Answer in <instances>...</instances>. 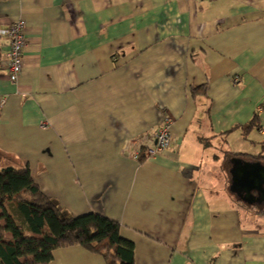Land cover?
Segmentation results:
<instances>
[{"label": "crops", "instance_id": "crops-1", "mask_svg": "<svg viewBox=\"0 0 264 264\" xmlns=\"http://www.w3.org/2000/svg\"><path fill=\"white\" fill-rule=\"evenodd\" d=\"M17 20L16 83L0 36V169L29 167L69 216L116 221L135 264H264V205L230 175L263 153L264 0H0V33ZM166 119L171 148L131 158ZM50 264L107 263L71 246Z\"/></svg>", "mask_w": 264, "mask_h": 264}, {"label": "trees", "instance_id": "trees-1", "mask_svg": "<svg viewBox=\"0 0 264 264\" xmlns=\"http://www.w3.org/2000/svg\"><path fill=\"white\" fill-rule=\"evenodd\" d=\"M258 120L255 116L245 131ZM235 156L264 164V152ZM259 212L264 214V207ZM71 246L100 255L107 264H135V245L122 237L116 221L99 213L69 216L41 191L29 167L0 169V264H50L57 249Z\"/></svg>", "mask_w": 264, "mask_h": 264}, {"label": "built area", "instance_id": "built-area-1", "mask_svg": "<svg viewBox=\"0 0 264 264\" xmlns=\"http://www.w3.org/2000/svg\"><path fill=\"white\" fill-rule=\"evenodd\" d=\"M27 24L24 20H17L9 28L0 33L9 41L8 50L5 54L7 60L9 79L11 82H18L24 68V49L27 45L25 36ZM3 100L1 104H5ZM171 119H166L164 125L148 141L143 138L131 141L128 154L136 161H140L146 156L147 159L153 158L172 146V135L170 128Z\"/></svg>", "mask_w": 264, "mask_h": 264}, {"label": "water", "instance_id": "water-1", "mask_svg": "<svg viewBox=\"0 0 264 264\" xmlns=\"http://www.w3.org/2000/svg\"><path fill=\"white\" fill-rule=\"evenodd\" d=\"M232 163L231 191L244 203L264 205V164L243 158H234Z\"/></svg>", "mask_w": 264, "mask_h": 264}, {"label": "rangeland", "instance_id": "rangeland-1", "mask_svg": "<svg viewBox=\"0 0 264 264\" xmlns=\"http://www.w3.org/2000/svg\"><path fill=\"white\" fill-rule=\"evenodd\" d=\"M152 137H153V136H152ZM152 137H151V138H152ZM234 146L238 148L237 144H235ZM239 146H240V144H239ZM262 147H263V145H262ZM262 147H258V149H259V150H262V149H263V152H264V147H263V148H262ZM246 148H248V146H246ZM250 150H251V149H250ZM250 150H249V152H250Z\"/></svg>", "mask_w": 264, "mask_h": 264}]
</instances>
